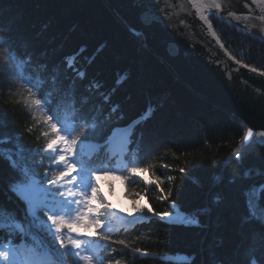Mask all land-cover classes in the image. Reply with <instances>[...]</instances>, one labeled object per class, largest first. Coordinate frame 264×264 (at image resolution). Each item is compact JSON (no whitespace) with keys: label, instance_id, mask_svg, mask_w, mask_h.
Returning <instances> with one entry per match:
<instances>
[{"label":"trees","instance_id":"16d2710c","mask_svg":"<svg viewBox=\"0 0 264 264\" xmlns=\"http://www.w3.org/2000/svg\"><path fill=\"white\" fill-rule=\"evenodd\" d=\"M212 23L237 59L264 71V41L222 18ZM0 36L5 40L0 45V137H11L10 143L0 144V207L29 224L25 204L9 187L20 173L4 155L31 167L41 157L28 149L47 143L41 135L47 129L37 123L25 102L26 81L19 78L25 69L10 60V54H15L18 60L30 58L33 74L55 75L61 95L68 93L65 102L75 99L84 115L103 118L111 113L100 142L122 127L125 134L131 133L129 150L139 149L156 175L165 178L161 185L165 194L171 187L168 200L160 201L155 186L147 190L130 186L141 193V205L172 218L164 221L144 212L140 214L144 219L116 229L114 240L124 239L130 247L147 252L134 257L128 248L113 244L122 253L121 264H251L253 258L264 264V223L250 217L248 208V192L264 176V145L254 136L245 146L242 137L249 127L188 87L106 0H0ZM48 87H52L50 79ZM18 146H23L22 155L3 152ZM92 151L86 148L84 154ZM45 170L35 168L41 177ZM168 176L175 180L168 181ZM117 183L122 184L124 197V183L115 181V188ZM102 188L112 195L107 182ZM184 217L199 219V226L174 222ZM32 232L42 235L35 227ZM9 239L21 248L31 244L20 235L0 232V241ZM67 259L72 264L71 257Z\"/></svg>","mask_w":264,"mask_h":264},{"label":"snow or ice","instance_id":"6c2138e0","mask_svg":"<svg viewBox=\"0 0 264 264\" xmlns=\"http://www.w3.org/2000/svg\"><path fill=\"white\" fill-rule=\"evenodd\" d=\"M227 2L228 0H191L204 30L213 38L219 49L223 50L234 67L220 59L213 60L211 55L208 57L209 62L219 67L229 81L233 78V72L238 73L240 68L264 76V71L237 59L214 30L212 19L217 17L226 18L229 23L236 24L241 20L246 22L250 19L249 15H238L235 11L226 9L224 5ZM251 3L264 6V0H251ZM249 11L251 12V9ZM258 19L264 21V8ZM179 23L185 29L188 27L184 19H180ZM4 43V38L0 36V45ZM10 60L16 62L18 68L25 69L19 76L26 81L28 96L25 102L33 109V118L37 123H42L47 129L41 132L47 143L42 148L28 149L31 155L41 157V162L31 167L18 164L17 159L4 155L10 165L20 173V179L9 187L25 204L30 222L25 225L11 210L0 207V232L7 231L10 237L20 235L25 240L30 239L31 244L24 243L21 248L11 239L0 241V264H69L68 257H71L72 264H121L118 257L122 253H118L112 247L113 244L128 248L134 257L146 256V251L139 247H130L126 240H114L113 234L121 222L134 224L135 220L144 219L140 215L144 212L164 221L172 218L167 212H154L152 208L141 205V193L130 188L132 185H142L147 190L155 186L160 193L158 199L167 201L171 196V187L165 194V189L161 187L165 178L156 175L154 166L148 163L149 158L139 149L129 150L131 133L125 134L119 151L110 147L112 136L100 142V134L104 131L103 124L111 118V113L103 118L99 114L90 117L84 115L83 109L77 106L75 99L65 102L68 93L61 95V89L56 87L55 75L45 78L40 73L33 74L30 70V58L27 57L18 60L15 54H10ZM25 61L28 63L25 64ZM40 67L46 68L44 65ZM49 79L52 87H48ZM37 93L40 94L39 97ZM72 94L74 96V92ZM109 101L110 98L106 97L105 102ZM82 103H87V97L82 99ZM116 110L115 107L112 109L113 112ZM32 130L27 129L29 133ZM115 134L113 130V136ZM254 136L264 145V131L254 132L252 128H247L242 137L244 145L248 146ZM10 142L11 137H0V144ZM89 147L93 151L85 155L84 151ZM11 151L22 155L24 149L23 146H18L15 149L3 150L4 153ZM173 155L175 156V153ZM45 159L51 163L44 164ZM235 159H241L240 152L236 153ZM36 167L46 169L42 177L35 171ZM162 167L167 168L168 165ZM179 171L183 173L185 169L180 168ZM166 179L174 181L175 177L168 176ZM117 180L124 183V198L132 200L131 212H122L103 191L102 184L107 182L109 193L115 195L114 184ZM261 191H264V186H261ZM262 199L264 195L258 194L254 203L248 201V208L250 217L264 222ZM130 217L132 219H129ZM174 222L182 226L197 227L200 223L199 219L192 220L188 217ZM33 227L42 235L33 233ZM91 229L95 231L90 234ZM251 264L258 262L253 258Z\"/></svg>","mask_w":264,"mask_h":264},{"label":"water","instance_id":"95a60500","mask_svg":"<svg viewBox=\"0 0 264 264\" xmlns=\"http://www.w3.org/2000/svg\"><path fill=\"white\" fill-rule=\"evenodd\" d=\"M106 1L126 26L142 35L145 44L188 87L226 109L254 132L264 131V76L240 68L238 73L233 72L229 81L219 67L209 62L211 55L213 60L220 59L234 67L204 30L191 0ZM224 7L238 15H249L246 22L241 20L239 24H230L264 41V21L258 19L264 6L255 5L251 0H228ZM180 19L185 20L186 29L180 25ZM222 19L229 23L228 19ZM262 185L264 177L256 180L250 188L249 201H256Z\"/></svg>","mask_w":264,"mask_h":264},{"label":"rangeland","instance_id":"374dc122","mask_svg":"<svg viewBox=\"0 0 264 264\" xmlns=\"http://www.w3.org/2000/svg\"><path fill=\"white\" fill-rule=\"evenodd\" d=\"M123 132H125V130H123ZM112 142L113 141H111V148L113 150L119 151L120 149L117 148L115 144L113 145ZM123 192H124L123 187L120 184H118L116 186V189H115V195H110V196H108V198L112 201V203L114 205H116L117 208L121 209L122 212H124V213L131 212L132 211V202L123 197ZM129 219H132V218L130 217ZM192 220H194V219H192Z\"/></svg>","mask_w":264,"mask_h":264},{"label":"bare ground","instance_id":"6f19581e","mask_svg":"<svg viewBox=\"0 0 264 264\" xmlns=\"http://www.w3.org/2000/svg\"><path fill=\"white\" fill-rule=\"evenodd\" d=\"M224 20V19H223ZM214 29H215V27H214ZM215 31L217 32V30L215 29ZM218 34V33H217ZM225 45V44H224ZM226 47V46H225ZM227 48V47H226ZM244 63V62H243ZM246 64V63H245ZM252 67V66H251ZM260 70V69H259ZM261 71H263V70H261ZM210 100V99H209ZM216 104V103H215ZM219 106V105H218ZM221 107V106H220ZM224 109V108H223ZM226 110V109H225ZM115 135L113 136V138H112V143H113V145L115 144L116 145V147L117 148H119L120 149V147H121V143H122V141H123V138H124V132H123V128L122 127H118L116 130H115ZM257 139V138H256ZM264 177V176H263ZM263 177H260L259 179H261V178H263ZM258 179V180H259ZM118 184H120V183H117L116 184V186L118 185ZM262 186H264V185H262ZM260 189H261V187H260ZM260 189H259V192H260ZM259 192H258V194H259ZM108 196H110V195H108ZM122 225H124V226H132V224H127L126 222H121L118 226H116V229H119Z\"/></svg>","mask_w":264,"mask_h":264}]
</instances>
